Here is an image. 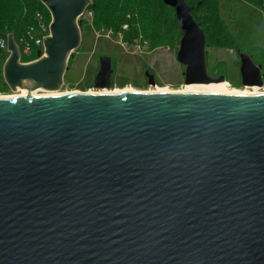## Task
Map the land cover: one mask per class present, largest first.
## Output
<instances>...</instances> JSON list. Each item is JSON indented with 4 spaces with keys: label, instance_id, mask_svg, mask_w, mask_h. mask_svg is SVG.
Segmentation results:
<instances>
[{
    "label": "water",
    "instance_id": "95a60500",
    "mask_svg": "<svg viewBox=\"0 0 264 264\" xmlns=\"http://www.w3.org/2000/svg\"><path fill=\"white\" fill-rule=\"evenodd\" d=\"M39 1L51 21L36 58L5 33L15 92L62 88L93 2ZM163 2L183 31L185 83L224 81L192 6ZM237 51L242 83L262 86L261 65ZM112 72L100 56L95 88ZM0 264H264V93L0 97Z\"/></svg>",
    "mask_w": 264,
    "mask_h": 264
},
{
    "label": "rangeland",
    "instance_id": "374dc122",
    "mask_svg": "<svg viewBox=\"0 0 264 264\" xmlns=\"http://www.w3.org/2000/svg\"><path fill=\"white\" fill-rule=\"evenodd\" d=\"M95 1H99L103 10L98 17L92 8ZM125 1L128 0H93L86 9L92 11V16L88 17L86 11L80 16L82 42L69 60L59 92L94 89L102 55L112 58V83L108 88L181 89L185 86V65L176 58L183 31L175 10L169 5L157 7V2H151L158 0H132L134 7L140 1L157 17L158 22L143 28L138 23L139 16ZM199 1L203 4L193 14L205 29L209 73L224 75L229 88L251 89L252 86L242 83L239 48L253 55L255 63L261 65L263 85L253 86L264 90V0H188L191 5ZM123 4L127 7L122 8L125 16L132 22L120 23ZM33 6L41 5L33 0H0V31L15 28L21 40L27 29L26 15ZM146 71L155 74V84L149 83ZM0 93H15L5 83L3 72Z\"/></svg>",
    "mask_w": 264,
    "mask_h": 264
},
{
    "label": "bare ground",
    "instance_id": "6f19581e",
    "mask_svg": "<svg viewBox=\"0 0 264 264\" xmlns=\"http://www.w3.org/2000/svg\"><path fill=\"white\" fill-rule=\"evenodd\" d=\"M229 84L224 81H212L209 83H185V86L181 89H173L170 87H163L159 89L149 88V89H136L134 87H123V88H94L89 89L85 92L87 93H121V92H133V91H143V92H176V91H190V92H212V93H239V94H257L264 93V90H260L257 86H252L251 89H239V88H229ZM231 87V86H230ZM59 90L57 91H41L33 90L29 91L27 89H20L15 93H0V97H14V96H56L62 95L64 93ZM71 93V92H70Z\"/></svg>",
    "mask_w": 264,
    "mask_h": 264
},
{
    "label": "trees",
    "instance_id": "16d2710c",
    "mask_svg": "<svg viewBox=\"0 0 264 264\" xmlns=\"http://www.w3.org/2000/svg\"><path fill=\"white\" fill-rule=\"evenodd\" d=\"M34 2H37V3H40V5L41 6H33V7H30L29 8V10H28V13H27V15H26V19H25V23H26V26H27V28L29 27V25L31 24V23H33L34 22V16H35V14H36V12H38V11H41V12H43V13H45L46 14V16H47V18L48 19H50V13H49V11L47 10V8L44 6V4H42L39 0H33ZM125 2H127V6H129V7H131L132 9H133V12L135 13V14H137L139 17L137 18V20H138V23H141L142 24V26H143V28L145 27V25H147V24H149V23H155V22H158V20H157V17L156 16H154L153 14L154 13H150V12H148L143 6H142V2H136L135 3V7H134V1H132V0H128V1H125ZM151 2H157V7H160L161 5H164L165 3L163 2V0H158V1H151ZM187 2H188V0H187ZM189 3V2H188ZM190 4V3H189ZM203 4V1H199V2H197V3H195L194 5H191L190 4V6H192V8H193V10H192V13H194V10L196 9V8H198L199 6H201ZM107 4H105L104 6H103V8L104 9H106V6ZM166 5V4H165ZM92 8L95 10V12H96V14H97V17H98V13H99V11L101 12V11H103L101 8H102V6L101 5H99V1H95V2H93V4H92ZM122 8H127L124 4L121 6V10H122V13H121V15H119L120 16V19L121 18H123L121 21H120V23H122V22H124V21H130V22H132L131 21V19H127L126 18V16H125V14H126V11H123V9ZM173 8V7H172ZM174 9V8H173ZM175 10V9H174ZM160 15V14H159ZM99 16H100V14H99ZM125 16V17H124ZM193 16H194V14H193ZM194 18H195V16H194ZM196 19V18H195ZM196 21L197 22H199L200 23V25L202 26V24H201V22L200 21H198L197 19H196ZM117 22V21H116ZM124 23H126V22H124ZM128 24H129V22H128ZM150 25V24H149ZM102 26H104V24L102 25ZM82 27V26H81ZM203 27V26H202ZM203 29H204V27H203ZM27 30V29H26ZM133 30H135V27L133 26ZM11 31H14L15 32V38H16V41H17V43H19L20 44V40L18 39L19 38V36L20 35H18L17 34V30L14 28V29H12V30H10V31H7V30H1L0 31V37H2V36H5V33H7V32H11ZM204 31H205V29H204ZM148 36V35H147ZM21 45V44H20ZM22 47V46H21ZM0 61L2 62L7 56H8V52L7 51H4L3 49H1L0 48ZM34 58H36V54H34L33 55V57H25V56H23V60H30V59H34ZM2 72V67H0V73Z\"/></svg>",
    "mask_w": 264,
    "mask_h": 264
},
{
    "label": "built area",
    "instance_id": "2783aa9c",
    "mask_svg": "<svg viewBox=\"0 0 264 264\" xmlns=\"http://www.w3.org/2000/svg\"><path fill=\"white\" fill-rule=\"evenodd\" d=\"M86 14L88 15V17H90L92 16V11L88 10L86 11ZM50 21H51V16L50 19H48L43 12L41 11L36 12L34 16V22L29 25L25 35L20 40L21 45L20 44L19 45H20L22 60H23V56L33 57V55L36 54L37 57L38 50L44 49L43 38L45 35L49 34L50 32V28H49ZM7 46H8L7 37L6 36L0 37V48L8 52ZM4 61L5 59L2 62L0 61V67H3ZM24 61H29V60H24Z\"/></svg>",
    "mask_w": 264,
    "mask_h": 264
}]
</instances>
